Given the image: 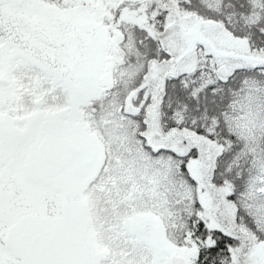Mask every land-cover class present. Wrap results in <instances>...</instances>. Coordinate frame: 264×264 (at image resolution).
Here are the masks:
<instances>
[{"label":"snow or ice","instance_id":"snow-or-ice-1","mask_svg":"<svg viewBox=\"0 0 264 264\" xmlns=\"http://www.w3.org/2000/svg\"><path fill=\"white\" fill-rule=\"evenodd\" d=\"M0 264H264V0H0Z\"/></svg>","mask_w":264,"mask_h":264}]
</instances>
